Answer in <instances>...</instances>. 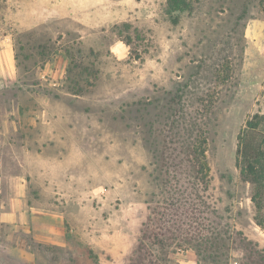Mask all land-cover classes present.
<instances>
[{
    "label": "rangeland",
    "instance_id": "rangeland-1",
    "mask_svg": "<svg viewBox=\"0 0 264 264\" xmlns=\"http://www.w3.org/2000/svg\"><path fill=\"white\" fill-rule=\"evenodd\" d=\"M5 1L38 27L17 36L21 82L92 123L61 183H0V264H264V193L256 211L236 160L264 117V0Z\"/></svg>",
    "mask_w": 264,
    "mask_h": 264
},
{
    "label": "crops",
    "instance_id": "crops-1",
    "mask_svg": "<svg viewBox=\"0 0 264 264\" xmlns=\"http://www.w3.org/2000/svg\"><path fill=\"white\" fill-rule=\"evenodd\" d=\"M6 2L0 0V8ZM0 14V183H61L60 156L70 154L67 141L78 133L85 136L86 127L76 125L92 123V119L70 102L54 98L45 102L38 85L31 89L21 82L17 36L38 27ZM49 71L55 75L58 67ZM6 157L12 158L15 168H7ZM29 158L35 160V168L29 166ZM11 170L18 174L5 179Z\"/></svg>",
    "mask_w": 264,
    "mask_h": 264
},
{
    "label": "trees",
    "instance_id": "trees-1",
    "mask_svg": "<svg viewBox=\"0 0 264 264\" xmlns=\"http://www.w3.org/2000/svg\"><path fill=\"white\" fill-rule=\"evenodd\" d=\"M189 2V0H166L168 14L171 15L177 10L185 9ZM190 9L191 6H188V10ZM172 21L176 23L177 18H172ZM123 26L130 28L131 25L124 23ZM123 40L126 44H130L132 37L128 35ZM134 57L135 59L141 58L138 54ZM73 92L75 94L80 93L79 90H73ZM263 118L258 113L254 114L246 121L245 126L237 134L236 160L241 166V172L245 173L254 185L250 199L256 211H259L262 207V196L264 193V135L263 130L260 129ZM203 154L204 150H202Z\"/></svg>",
    "mask_w": 264,
    "mask_h": 264
}]
</instances>
